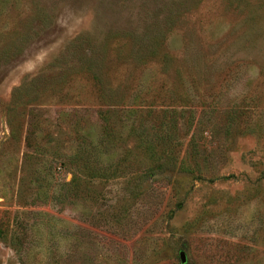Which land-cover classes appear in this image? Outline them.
<instances>
[{
    "label": "rangeland",
    "instance_id": "1",
    "mask_svg": "<svg viewBox=\"0 0 264 264\" xmlns=\"http://www.w3.org/2000/svg\"><path fill=\"white\" fill-rule=\"evenodd\" d=\"M0 264H264V0H0Z\"/></svg>",
    "mask_w": 264,
    "mask_h": 264
},
{
    "label": "water",
    "instance_id": "2",
    "mask_svg": "<svg viewBox=\"0 0 264 264\" xmlns=\"http://www.w3.org/2000/svg\"><path fill=\"white\" fill-rule=\"evenodd\" d=\"M180 256H181V261H182V263H184V262L186 261V255H185V252H184V251H181Z\"/></svg>",
    "mask_w": 264,
    "mask_h": 264
}]
</instances>
